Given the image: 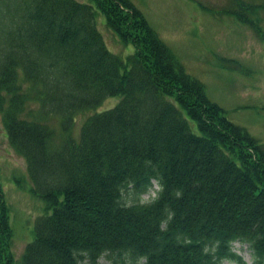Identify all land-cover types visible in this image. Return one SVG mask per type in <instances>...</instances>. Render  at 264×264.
<instances>
[{
	"label": "trees",
	"instance_id": "obj_1",
	"mask_svg": "<svg viewBox=\"0 0 264 264\" xmlns=\"http://www.w3.org/2000/svg\"><path fill=\"white\" fill-rule=\"evenodd\" d=\"M198 5L264 37V0ZM97 10L132 46L124 58L107 47ZM112 95L121 97L86 117L75 139V116ZM0 111L45 203L17 262L0 182V264H99L105 255L113 264H244L233 241L264 264V143L207 98L129 0H0ZM50 116L60 118L58 143ZM152 181L150 199L121 201L125 188L137 196Z\"/></svg>",
	"mask_w": 264,
	"mask_h": 264
},
{
	"label": "rangeland",
	"instance_id": "obj_2",
	"mask_svg": "<svg viewBox=\"0 0 264 264\" xmlns=\"http://www.w3.org/2000/svg\"><path fill=\"white\" fill-rule=\"evenodd\" d=\"M129 1L141 11L149 26L171 49L184 71L203 83L207 98L218 104L231 122L242 126L258 142L264 143V37L260 38L248 25L230 16L213 15L198 5L202 3L215 8L226 0ZM95 20L112 52L124 58L132 51V46L122 44L116 33L106 25L101 11H96ZM261 25L264 31V19ZM219 56L238 60L248 71L221 67L217 61ZM5 97L7 100L8 95ZM120 97L108 96L96 108L78 113L74 118L72 136L78 139L85 118L113 107ZM186 118L192 131L197 132L195 123ZM44 121L54 129V142L58 143L62 138L60 118L50 116ZM0 182L13 232L10 249L14 259L20 262L26 243L33 238L35 219L44 213L45 203L31 191L32 183L25 159L8 143L1 111ZM156 189L157 185L153 183L148 190L136 196L129 187L125 188L121 191V201L129 204L135 199L148 200L155 195ZM231 247L244 264L254 263L253 253L246 242L233 241ZM115 259V256L105 255L99 259V264H113ZM223 264L239 263L232 260L223 261Z\"/></svg>",
	"mask_w": 264,
	"mask_h": 264
}]
</instances>
